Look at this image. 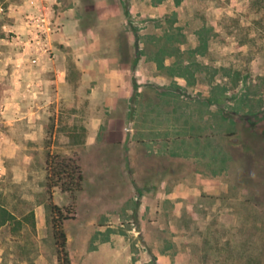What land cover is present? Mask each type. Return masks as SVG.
I'll return each instance as SVG.
<instances>
[{
	"label": "rangeland",
	"instance_id": "obj_1",
	"mask_svg": "<svg viewBox=\"0 0 264 264\" xmlns=\"http://www.w3.org/2000/svg\"><path fill=\"white\" fill-rule=\"evenodd\" d=\"M66 14L101 44L137 31V67L174 112L175 155L155 165L171 198L160 200L156 224L139 227L135 180L120 178L129 164L92 162L79 148L82 190L73 205L57 189L49 199L45 154L67 149H52L51 121L41 155H0V204L15 218L0 227V264H60L49 204L65 218L70 264H264V0H0V135ZM45 110L54 117V105Z\"/></svg>",
	"mask_w": 264,
	"mask_h": 264
},
{
	"label": "crops",
	"instance_id": "obj_2",
	"mask_svg": "<svg viewBox=\"0 0 264 264\" xmlns=\"http://www.w3.org/2000/svg\"><path fill=\"white\" fill-rule=\"evenodd\" d=\"M108 16L106 13L104 18ZM67 18L64 16L59 25L57 44L50 46V50L37 52L38 61L33 60L36 67L28 66L22 91L27 103L13 104L3 112L10 134L0 135V155L14 157L22 148L38 150L41 155L43 139L53 127V150L67 148L65 155H73L79 148H86L92 162L102 157L106 163L129 164V169L123 167L120 178L135 180L130 186L136 190L132 192L136 196V224L139 227L156 224L160 200L171 198L168 190L160 191L157 187L155 165L160 156L169 163V157L175 155L174 112L168 106L158 105L159 90L154 76H145L137 67L142 52L137 46L136 30L124 33L123 44L116 41L101 44L93 38L89 26L83 33L77 19ZM46 73L49 78H45ZM162 95L168 97L167 92ZM47 105H54V119L44 117ZM80 107L85 116L82 122ZM51 121L54 125L46 130ZM180 127L183 130L184 126ZM81 131L84 136H79ZM125 212H130L129 208ZM175 212L174 207L172 215Z\"/></svg>",
	"mask_w": 264,
	"mask_h": 264
},
{
	"label": "trees",
	"instance_id": "obj_3",
	"mask_svg": "<svg viewBox=\"0 0 264 264\" xmlns=\"http://www.w3.org/2000/svg\"><path fill=\"white\" fill-rule=\"evenodd\" d=\"M44 171L48 198L50 199L51 192L54 189H58L61 194L68 197L73 205L76 194L82 190L83 186V174L77 155H60L46 152ZM49 205L52 214V236L56 247L57 260L60 264H70L65 250L66 237L62 229V221L65 218L56 206ZM14 220L13 214L0 204V227L9 225Z\"/></svg>",
	"mask_w": 264,
	"mask_h": 264
}]
</instances>
